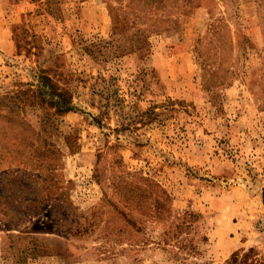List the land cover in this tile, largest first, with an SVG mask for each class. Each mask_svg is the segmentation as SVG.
Segmentation results:
<instances>
[{
  "label": "rangeland",
  "instance_id": "1",
  "mask_svg": "<svg viewBox=\"0 0 264 264\" xmlns=\"http://www.w3.org/2000/svg\"><path fill=\"white\" fill-rule=\"evenodd\" d=\"M39 69L75 109L0 100V264H264V0H0V97Z\"/></svg>",
  "mask_w": 264,
  "mask_h": 264
},
{
  "label": "trees",
  "instance_id": "2",
  "mask_svg": "<svg viewBox=\"0 0 264 264\" xmlns=\"http://www.w3.org/2000/svg\"><path fill=\"white\" fill-rule=\"evenodd\" d=\"M114 27H116V25ZM36 78L38 80L37 86H35L36 88L30 87L27 90H17L13 95L0 97V100L5 98L10 99L12 103L8 106L13 104L17 106L20 103L28 102H32L34 105L49 103L56 108L57 113L69 112L75 109V106L68 100V91L60 87L57 82L53 81V78L48 75L47 71L39 69V74L36 75ZM22 97L24 99H22ZM18 100L20 101L18 102ZM10 111L12 112L14 110L10 109Z\"/></svg>",
  "mask_w": 264,
  "mask_h": 264
},
{
  "label": "built area",
  "instance_id": "3",
  "mask_svg": "<svg viewBox=\"0 0 264 264\" xmlns=\"http://www.w3.org/2000/svg\"><path fill=\"white\" fill-rule=\"evenodd\" d=\"M258 229L264 234V221L260 222Z\"/></svg>",
  "mask_w": 264,
  "mask_h": 264
},
{
  "label": "crops",
  "instance_id": "4",
  "mask_svg": "<svg viewBox=\"0 0 264 264\" xmlns=\"http://www.w3.org/2000/svg\"><path fill=\"white\" fill-rule=\"evenodd\" d=\"M260 197H261V201H262V204L264 205V203H263V195H262V193H260Z\"/></svg>",
  "mask_w": 264,
  "mask_h": 264
}]
</instances>
